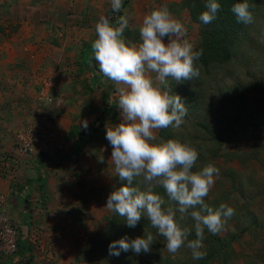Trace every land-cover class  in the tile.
Segmentation results:
<instances>
[{
    "label": "clouds",
    "instance_id": "clouds-1",
    "mask_svg": "<svg viewBox=\"0 0 264 264\" xmlns=\"http://www.w3.org/2000/svg\"><path fill=\"white\" fill-rule=\"evenodd\" d=\"M205 7L199 20L207 25L217 18L221 5L217 0H206ZM111 8L120 12L122 0H111ZM231 11L238 23H254L247 0L234 4ZM128 27L127 14L118 17L115 25L101 16L95 25L98 38L91 45L99 71L117 86L121 117L118 125L106 127L105 139L112 147L111 162L123 186L110 193L105 208L125 218L129 228L146 218L166 240L170 254L187 247L193 259H202L205 229L218 234L234 215V209L227 204L213 208L205 203L219 169L209 163L193 171L199 152L189 143L175 139L153 141L156 130L179 128L184 122L188 109L180 95L171 93L168 79L178 85L198 78L195 61L203 50L194 51V45L185 38L183 23L167 7H158L144 17L139 28L141 42L133 43L124 37ZM83 127L87 129V120ZM137 178L142 179L134 186ZM157 187H162L174 203L164 207L165 200L155 191ZM186 216L195 222L194 240L188 239L192 229L181 226ZM152 246V234L132 240L124 237L110 243L109 255L149 253Z\"/></svg>",
    "mask_w": 264,
    "mask_h": 264
},
{
    "label": "rangeland",
    "instance_id": "rangeland-1",
    "mask_svg": "<svg viewBox=\"0 0 264 264\" xmlns=\"http://www.w3.org/2000/svg\"><path fill=\"white\" fill-rule=\"evenodd\" d=\"M34 1L40 3L42 0H0V57L5 55L2 53L3 51L7 53V49L11 44L16 42L18 43V41H20L24 36L27 37V33L21 30V28L24 26L27 19V7L31 6ZM135 1L138 0H134L132 2ZM179 3L180 2L171 1L163 2L161 0H154V2L151 0H139L138 7L141 8V11L136 15V17L128 16L129 27L126 29L124 37L130 33L131 37L127 38L128 41L133 43L141 42L139 28L144 17L152 10L163 6L169 9L174 18L183 23L187 30V36L185 38L188 39L195 48L199 42V26L192 22L187 10L179 9ZM117 14H121V16H123L126 13L121 11L113 12L108 15V17L111 20L114 19L115 21ZM262 16H264V11L255 21L254 27L256 29V34L259 33L263 35L262 29H264V21L262 20ZM45 22L48 23L49 21H46L45 19L40 20L41 24ZM16 28H18V30H15ZM1 29L4 30V33H1ZM52 33H54V31ZM256 39L257 41L262 42V45L264 44V35L263 37L259 35ZM16 49H19V46H16ZM26 56H29L31 61H33L32 56ZM29 58H24L23 61L26 62ZM257 62L259 61L252 57L251 61L248 62V64L250 63L249 65L247 64L242 66L241 70H243V72H241L240 75L243 79L247 78L245 75L246 69H250L253 72L254 69L250 67L256 66ZM23 65L25 66L24 70L27 72V78L23 79V81L22 79L18 80V84L14 85V88L19 89L20 92L23 91L25 94L22 95V98L18 97L17 102L14 101V106L12 105L13 107H11L13 111H11L12 109L7 111V116H4L3 122V127L4 125H7V127L8 125H12L14 128H8L9 135L7 138L9 140V144L5 147V149L1 150L7 154L4 161L6 163L9 162V164L0 163V165L3 166L2 169L4 168L8 170V173L11 176H14L15 179H24L26 177V173L18 169L21 163L23 164L30 160L33 156L39 154H45L47 156H50V153H56V155L63 154L64 151H66L65 147L67 145H72L73 142H75V138L70 135L68 136V141H60V133L54 128L53 122L51 121V119H53L51 115H55V118L62 115L63 118V114H68V117L75 114L74 111H66L69 106L67 104L69 103L65 98V94H61L63 93V91L60 90V84H63L62 81H50L51 79L47 78V74L50 73V67L43 69V66L39 67L38 76L31 78L30 71L32 69V65ZM61 66L63 67V65ZM257 67L258 70L256 71L264 73V66ZM68 68H70V66ZM53 70H55V72H63V68L60 71V68L57 66ZM28 73H30V76H28ZM152 76L154 77L155 74L153 73ZM72 80V85H75L76 87H84L83 80L74 78ZM22 82L27 83L28 86H23ZM49 83L51 85H49ZM100 83L102 86L100 87L101 92L103 93V104L101 110L103 111L105 107V97L107 98L106 102L109 106L108 113L103 119L106 125L98 136H95L96 141L87 144L82 148V163L79 164V168L76 167V169L78 168L80 170V167L89 163L90 165H86L85 167L90 166L96 175L90 180L79 179L77 184H75L71 182L73 181V177L71 175L72 171H70V174L65 177V180L63 179V222L61 220L59 222H53L52 217H49L44 221V216H41V212L40 214H31L32 219L29 227L31 240L28 242L31 244L33 251L37 255H39L40 252L38 248L41 247V245H37L39 242L46 244L47 248L45 253L43 251V253L39 255L37 260L35 258L31 259V257H27V259L30 260L29 263L31 262V264H39V262L41 264H86L84 257L89 252V247L91 246L90 241L97 236V233L100 230L104 228L106 218L112 214V211L105 208L107 198L111 192L118 189L120 186L119 178L116 177L114 172V164L111 162L112 147L105 139V136L106 127L118 125L121 122V117L118 109V96L114 94L111 89V87L116 89L117 86L104 75L101 76ZM10 85L11 81L9 80L4 86V89H11ZM55 89H58L61 93L53 92ZM80 92H82V90H79L77 94ZM105 93H107V96ZM216 93L217 90L212 88L210 90V94H208L209 100L212 97L215 98L218 96ZM82 96L83 95L77 98V104ZM41 98H44V101H42ZM48 99H50L51 102H49ZM95 101L96 100H94V104H96ZM69 102H71V100ZM12 112L14 115L18 116L14 119L16 121L13 123L9 121L11 120L10 118H12ZM86 112V117L84 116L80 120V123L87 120L88 126H90L95 122L96 118L100 114V110L99 108H95L94 111ZM80 116L83 115L80 114ZM196 120L197 118L194 116L189 120L184 118L183 124L177 128V135L181 137L185 143L190 144V142L194 139L200 137L195 126ZM30 127L37 130V139L34 151L31 153L20 154L18 152L20 139L22 135L25 134V131ZM85 130V128L78 127L77 132L80 131V133H84ZM159 133L160 130H156L154 132L156 140L153 141V143H159ZM262 144L264 145V132L262 133ZM250 149L251 143L249 139L243 136L239 138L237 148H233V150H239L242 151V153H249ZM245 159L246 160L244 161H246V163L243 165H241L238 161L222 163V160H219L217 162L219 175L215 178L214 187L210 190L208 196L205 197V203L213 208H218L221 204H227L229 207L234 209L233 217L227 220V223L224 229L220 232V235L225 238L232 233H242V239L240 242H235L233 245L234 249L239 254V257L236 259L233 258L227 264H264V153L261 154L260 160H249L250 156L245 157ZM66 163L63 164V170H65L66 166H68L71 162ZM198 170L201 169H197V171ZM230 172L235 173L238 180H240L236 181V183L238 182L237 189L232 186L231 180L226 177L227 173ZM4 176L6 177V174L2 175V177ZM77 177L79 176H76V178ZM241 183L243 185H241ZM76 187H78V189H76ZM241 187H244L245 189L244 195H242L239 191V188ZM74 189H76V192ZM158 189L160 188L157 187L155 191ZM74 192L76 202H74V206H71L72 202L68 203L67 196H71ZM250 202L252 204H250ZM1 207L2 206H0V208ZM46 207L47 206H45V209ZM14 210L15 209L7 208L3 211L14 219L16 217V211ZM73 210L75 211L72 212ZM47 214H49V212L46 213V215ZM254 219H256L259 224L257 229H255L257 226L253 224ZM181 226L184 227L182 224ZM248 226H251L253 231L248 230L243 233L242 229L247 228ZM21 237L22 235L19 231V240ZM37 237H39V239L45 237L46 240H48V238L49 240L39 241ZM157 240L159 241V245L163 248L161 252H158V257L162 258L171 255L175 261L186 259V255L189 252V249L186 247L181 248L176 254H170L165 247L166 240L161 236H159ZM190 254H192L191 250ZM40 256L45 257V259H41ZM2 257L3 256H0V258ZM13 257L10 258L12 259ZM138 258L139 259H137L136 264H148V258H144L143 256H138ZM19 259L20 258L18 256L16 264H26L24 259ZM150 261L153 263L152 259Z\"/></svg>",
    "mask_w": 264,
    "mask_h": 264
},
{
    "label": "trees",
    "instance_id": "trees-1",
    "mask_svg": "<svg viewBox=\"0 0 264 264\" xmlns=\"http://www.w3.org/2000/svg\"><path fill=\"white\" fill-rule=\"evenodd\" d=\"M128 2L130 0H125L124 4ZM217 2L221 5L217 18L207 25L199 20L200 14L207 10L205 7L206 0H182L179 3V9L187 10L192 22L197 24L200 29L199 42L194 48V51L203 50L202 56L195 61V66L199 69L200 75L190 81H182L178 85L171 78L168 79L167 83L171 93L180 95L182 102L185 103L188 109L185 118L187 120L193 116L197 118L195 126L200 137L190 142L199 152V158L193 171L202 169L209 163L218 168L217 162L219 160H222V163L238 161L243 165L246 163L244 161L246 160L245 157L250 156L249 160H260L261 154L264 153V145L262 144V133L264 132V73L256 71L258 70L257 66H264V44L262 45V42L256 39L259 35L263 37L264 29H262L263 35L256 34L254 27L255 21L264 11V0H247L250 11L254 16V23L249 25L238 23L231 11L234 4L244 2V0H217ZM120 16L121 14H117L116 21ZM262 20L264 21V16H262ZM15 30H18V28ZM1 33H4L3 29H1ZM128 37H131L130 33L125 35L126 39ZM252 57L259 62L256 63V66L250 67L254 69L253 72L246 69L245 75L247 78L243 79L240 75L243 72L241 68L247 65ZM85 64L87 69L92 72L95 86L102 87L100 83L102 73L99 71V66L94 62L92 53H90ZM161 87L165 86L161 85ZM212 88L217 90L216 95L218 96L209 100L208 94H210ZM111 89L116 94V89L114 87H111ZM105 95L107 96V93ZM104 100L105 107L103 111L98 115L95 122L87 127L84 133L77 132V126L71 127L69 135L76 139L82 138L76 141L74 152L64 160L77 164L80 160L82 148L96 141L95 136H98L106 125L103 119L108 113L109 106L106 97ZM177 132L176 127L160 129L159 143L166 142L169 139L184 142L177 135ZM242 136L248 138L251 143L249 153L233 150V148H237V142ZM40 158L45 161H52L48 157ZM226 177L231 180L232 186L237 189L238 182L236 183V181L238 178L235 173H227ZM140 179L142 178H137L134 181V186L139 183ZM45 181V175H41L39 187H44ZM30 183L33 182L29 181L27 185L30 186ZM241 185L243 184L241 183ZM119 186H123L120 180ZM159 188L156 192L165 200L163 206L167 207L173 204L174 202L169 200L165 190L162 187ZM32 190L33 187L31 186L30 190H27L28 192L24 193L22 191L21 194L24 196L29 195ZM239 191L244 195V187L239 188ZM250 204L252 203L250 202ZM257 222L256 219L253 220V224L257 226L255 229L259 227ZM180 223L184 227L188 226L192 229L188 239H196L193 227L195 222L191 217L186 216ZM248 230L253 231L252 227L248 226L242 229V232ZM147 234L153 235V246L149 253L137 255L132 251H128L121 252L118 257L109 255V245L113 241L124 237L132 240ZM158 237L157 229L153 228L146 218L142 217L135 228H129L125 223V218L112 211L111 216L106 218L104 228L90 241L91 246L89 245V252L84 259L86 264H136L137 259H139L138 256H143L149 259L148 264H227L233 258L239 257L233 245L235 242L241 241L242 233H232L223 238L220 233L213 235L205 229L204 247L200 249L205 253V256L202 259H193L189 249L186 259L177 261L171 255L158 257V252L163 249L159 245ZM18 243L17 254L23 255L19 258L24 259L26 264H31V262L29 263L30 260L24 256L25 251L28 253L29 250L27 243L22 238ZM151 259L153 263H151Z\"/></svg>",
    "mask_w": 264,
    "mask_h": 264
},
{
    "label": "crops",
    "instance_id": "crops-1",
    "mask_svg": "<svg viewBox=\"0 0 264 264\" xmlns=\"http://www.w3.org/2000/svg\"><path fill=\"white\" fill-rule=\"evenodd\" d=\"M124 1L122 0L121 12H125L128 16L136 17L141 11V8L138 7L139 0L135 2H132L134 0H130L126 4H124ZM151 1L154 2V0ZM161 1L181 2V0ZM37 3L34 1L26 10L27 19L21 30L27 33V37L24 36L18 43L11 44L7 49V53L3 51L2 53L5 55L0 57V163L4 164L6 163L4 158L7 157V154L1 150L5 149L9 144L7 138L9 135L8 128L14 129L12 125H8V127L4 125L3 127L4 116H7V111L12 109L11 107L14 106V101L17 102L18 97L22 98V95L25 94L23 91L20 92L19 89L14 88V85L18 84V80L22 79L23 81V79L27 78V72L24 70L25 66L23 64L32 65L30 71L31 78L38 76L40 66H43V69L50 67V73L47 74V78L55 82L61 80L63 83L60 84V90L63 93L58 89L53 90V92L65 94V98L69 103L67 104L69 106L66 111H74L75 114L69 116L70 118L68 114H63V118L62 115L56 118L55 115H51L53 118L51 119L53 126L60 133V141H68L72 126L76 125L79 128H84L80 120L84 116L86 117V111H94L95 108H99L100 114L102 112L103 93L100 87L95 86L92 72L87 69L85 63L90 53H92V43L98 38L95 33V25L99 22L101 16L109 18L108 15L114 12L111 8V0H42L40 3ZM42 19L48 20L49 22L41 24L40 20ZM109 20L115 25L116 20L114 21V19L111 20L110 18ZM53 31L54 33H52ZM16 46H19V49H16ZM26 55L32 56L33 61ZM24 58L29 59L24 62ZM94 62L97 64L95 60ZM56 66L60 68V71L63 68V72H55L53 69ZM69 66L70 68H68ZM30 73H28V76H30ZM73 78L83 80L84 87L72 85ZM9 80L11 81V85L13 84L12 86L10 85L11 89H4V86ZM22 85L28 86L25 82H22ZM49 85L51 84L49 83ZM79 90H82V92L77 94ZM81 95L83 96L77 104L76 100ZM70 100L71 102H69ZM94 100H96V104H94ZM80 114L83 116H80ZM16 117L18 116L12 112V118L9 121L13 123L16 121L14 120ZM78 139H81V137L75 138V142L72 145H67L65 147L66 151L63 154L56 155V153H50V156L39 154L33 156L23 164L21 163L17 167L26 173L24 179H15L14 176L8 173V170L2 169L3 166L0 165V206H2L0 211H5L7 208L15 209L16 217L11 219L20 231L21 238L27 243L29 250L28 253L25 251V258L28 256L31 259L35 258L37 260L39 255L43 251L45 253L47 249L46 244L39 242L37 245H41V247L38 248L40 252L37 255L28 242L31 240L29 227L31 225L32 215L40 214L41 212V216H44V221L52 217L53 222H59L60 220L63 222V179L65 180V177L70 174V171H72L71 175L73 177V181L71 182L75 184H77L79 179L90 180L96 175L90 166L85 167L86 165H90L89 163L80 167V170L78 169L79 164L82 163L81 155L83 150H81L80 160L77 164L64 160L74 152L75 143ZM40 157H48L52 161H45ZM66 162L71 163L63 170V164ZM6 164H9V162ZM76 167L78 168L76 169ZM5 174L6 177H2ZM41 175H45L46 177L44 187H39ZM76 176L79 177L76 178ZM29 181L33 182L30 183V186L27 185ZM31 186L33 190L29 195L24 196L21 194L22 191L24 193L28 192L27 190H30ZM76 189H74L75 192ZM75 192L71 196H67L68 203L72 202L71 206H74V202H76ZM45 206H47L46 209ZM48 212L49 214L46 215ZM37 238L39 241L49 240V238L46 240L45 237H42V239ZM19 254L12 259L0 258V264H16L17 257L20 256L21 258L23 256ZM40 258L45 259V257L41 256ZM39 264L41 263L39 262Z\"/></svg>",
    "mask_w": 264,
    "mask_h": 264
},
{
    "label": "built area",
    "instance_id": "built-area-1",
    "mask_svg": "<svg viewBox=\"0 0 264 264\" xmlns=\"http://www.w3.org/2000/svg\"><path fill=\"white\" fill-rule=\"evenodd\" d=\"M41 99L44 101V98ZM36 139L37 130L33 127L28 128L20 139L18 152L20 154L33 152ZM18 242L19 232L15 222L6 212L0 211V256L5 258L15 256L18 252Z\"/></svg>",
    "mask_w": 264,
    "mask_h": 264
}]
</instances>
